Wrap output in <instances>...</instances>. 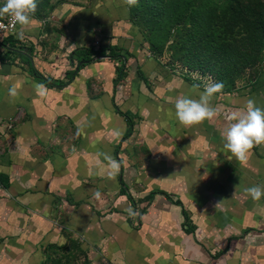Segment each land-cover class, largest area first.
<instances>
[{"label": "crops", "instance_id": "obj_1", "mask_svg": "<svg viewBox=\"0 0 264 264\" xmlns=\"http://www.w3.org/2000/svg\"><path fill=\"white\" fill-rule=\"evenodd\" d=\"M37 23L33 17L23 29L17 23L0 41V195L33 205L37 218L50 211L58 188H64L78 208L109 214L92 211L84 199V193L93 192L89 190L93 185L104 189L109 181L114 195L101 201L107 202L101 208L111 203L140 204L136 215L140 226L131 227L128 242L123 240L127 264H264V197L253 200L244 191L264 184V144L254 145L246 161L236 159L223 147L224 116L186 126L166 114L163 132L149 128L147 120L123 135V122L132 123L125 111L112 112L115 75L107 91L97 94L85 83L87 66L103 63L98 58L82 62L84 48L91 45L85 42V31L72 33L75 38L65 37L67 45L59 42L57 52L52 50L44 58L41 53H29L26 43L36 39ZM95 41L99 45L107 40ZM107 42L110 49L116 43L114 38ZM99 68L93 69L94 74L100 73ZM37 84H44L46 92H38ZM178 88V97L198 99L201 92L187 84ZM144 90L140 86V92ZM159 91L165 93L166 101L173 99L170 90L161 87ZM124 92L128 95L123 97L130 100L125 107L128 104L132 112H144L152 105H142V98L148 99L146 93L139 95L132 87ZM240 92L228 96L226 111L243 109L248 98L264 106V69L256 85ZM163 106L165 112H175L170 103ZM122 140L123 151L139 150L145 155L149 151L138 170L144 189L134 196L125 184L136 170L122 162L118 153ZM106 156L120 162L115 176ZM11 200L0 198V203ZM252 235L256 241L248 239ZM105 245L109 246L108 241Z\"/></svg>", "mask_w": 264, "mask_h": 264}, {"label": "rangeland", "instance_id": "obj_2", "mask_svg": "<svg viewBox=\"0 0 264 264\" xmlns=\"http://www.w3.org/2000/svg\"><path fill=\"white\" fill-rule=\"evenodd\" d=\"M4 3L0 0V5ZM32 17L38 21L36 39L26 42L32 55L41 53L43 57L52 50L57 52L61 46L58 43L65 44V37L75 38L85 31L92 57L103 62L85 67L90 71L85 83L97 94L107 91L113 75L118 77L111 109L114 113L118 109L130 114L132 123L123 122V135L136 131L147 120L149 128L162 132L167 129L166 114L176 115L174 111L165 112L163 103H170L175 110L177 90L182 84L203 91L207 83L222 82L223 88L211 102L217 108L216 116H224L228 96L256 85L264 69V0H39ZM96 38H114L116 43L110 50L107 41L94 46ZM110 51L118 56L110 57ZM97 67L100 73L94 74ZM140 86L146 91L141 93ZM129 87L137 89L139 95L146 93L148 99L142 98V105L152 104L142 114L132 112L128 104L125 107L130 100L123 97L128 95L124 91ZM161 87L171 91L172 100L166 101L165 93L159 91ZM176 120L179 121L177 117ZM124 142L118 153L122 154L123 164L136 170L125 184L128 194L134 196L144 189L138 170L149 151L146 155L139 150L123 151ZM4 181L1 183L5 186ZM108 185L109 181L104 189L93 185L89 188L93 192L84 193V199L92 211L101 209L109 214L95 215L78 208L64 188H58L50 211L44 216L48 219L35 218L33 205L19 204L12 197L0 195L1 199L12 201L0 203V264H127V243L123 240L128 242L131 227L140 226L136 219L140 204L137 201L132 207L128 202L115 206L111 203L106 209L101 208L107 205L101 201L114 195L113 187ZM97 190L100 197L95 195ZM76 194L81 196V190ZM65 207L69 209L66 211ZM129 208L135 215L129 213Z\"/></svg>", "mask_w": 264, "mask_h": 264}, {"label": "clouds", "instance_id": "obj_3", "mask_svg": "<svg viewBox=\"0 0 264 264\" xmlns=\"http://www.w3.org/2000/svg\"><path fill=\"white\" fill-rule=\"evenodd\" d=\"M38 2L39 0H5V3L0 5V14H9L23 29L30 24ZM20 35L23 36L22 30ZM222 88V82H210L204 86L198 99L190 95L177 98L175 102L177 119L186 126L213 119L217 114V108L212 106L210 101ZM36 89L40 93L47 90L44 84H37ZM224 120L226 126L221 132L223 147L236 159L246 161L254 145L264 144V106L258 105L254 99L248 98L243 109L226 111ZM106 159L112 169L111 175L115 176L119 172L120 162L111 156H106ZM244 191L253 200H260L264 197V184L247 186ZM95 195L100 197V191L97 190ZM128 211L135 215L131 208Z\"/></svg>", "mask_w": 264, "mask_h": 264}, {"label": "built area", "instance_id": "obj_4", "mask_svg": "<svg viewBox=\"0 0 264 264\" xmlns=\"http://www.w3.org/2000/svg\"><path fill=\"white\" fill-rule=\"evenodd\" d=\"M16 25H17V22L9 14L6 16L0 17V41H2V39L6 35L12 33ZM95 45L98 46V41L94 42V46Z\"/></svg>", "mask_w": 264, "mask_h": 264}, {"label": "trees", "instance_id": "obj_5", "mask_svg": "<svg viewBox=\"0 0 264 264\" xmlns=\"http://www.w3.org/2000/svg\"><path fill=\"white\" fill-rule=\"evenodd\" d=\"M111 50V49H110ZM84 52H85V61L83 60L82 62H89V61H92L94 60V57H92V48L91 47H85L84 48ZM111 54H110V57H117L118 55L116 53H114L113 51H110ZM118 74L120 73V71L117 72ZM117 74V75H118ZM118 77H116V80H117ZM115 80V81H116Z\"/></svg>", "mask_w": 264, "mask_h": 264}, {"label": "water", "instance_id": "obj_6", "mask_svg": "<svg viewBox=\"0 0 264 264\" xmlns=\"http://www.w3.org/2000/svg\"><path fill=\"white\" fill-rule=\"evenodd\" d=\"M24 51H26V53H27L28 52L27 48Z\"/></svg>", "mask_w": 264, "mask_h": 264}]
</instances>
